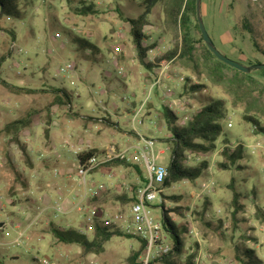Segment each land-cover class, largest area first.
<instances>
[{
  "label": "rangeland",
  "instance_id": "obj_1",
  "mask_svg": "<svg viewBox=\"0 0 264 264\" xmlns=\"http://www.w3.org/2000/svg\"><path fill=\"white\" fill-rule=\"evenodd\" d=\"M32 1L34 3L31 7L24 6L26 10L24 20L0 19V61L5 59L0 65L1 79L16 86L45 90L38 94L16 95L18 97L14 98L15 94L10 93L0 84V156L4 160L0 163V199L4 197L10 200L14 186V175L9 167V161L20 172H23L22 167H27L25 156L21 160L18 159V162L13 161L11 143L5 140L1 133L4 125L11 119L25 116L29 111L47 108L56 96L51 86H63L73 96L72 108L60 106L61 114L57 119L68 123L70 120L69 125L71 126L86 127L81 129V136L72 137L71 130H67L66 137L71 136L72 145L90 143L104 150L109 145H116L120 148L125 140L122 128L126 131L136 128L143 136L157 139L155 151L159 154V162L168 165L171 152L162 139L171 136V129L164 117V104L157 91H153L148 97L150 73L138 62H134L137 56L129 26L120 19L116 12L117 6H121L126 16L137 17L142 13L138 2L135 0ZM203 1L206 24L217 39L220 48L217 49L234 61H237L238 56L244 62H237L246 66L256 61L264 63V57L253 53L249 36L236 34L233 31V25L241 24L246 17L253 18L254 24L263 28L264 0H202V4ZM230 1L233 2L232 11L230 9L231 14L226 15V7ZM84 6L91 7L94 13L86 16L79 14V10ZM217 12L219 15L216 14ZM221 18L224 23L221 22ZM163 22L164 14L161 6H157L151 16V26L145 29V33L152 36L150 43L160 40L157 49L161 48L162 54H166L177 43H180V39L173 33H169L168 36L163 35L161 30ZM11 32H15V39ZM57 33L61 34L62 38H56ZM68 34L77 35L92 42L100 52L98 53L99 61L92 59L95 56L94 53L80 52ZM195 36L199 37L196 31ZM13 44L16 46L15 49H13ZM197 47L200 48V45ZM113 55L116 57L115 64L110 63ZM64 66H69L72 72L62 73L61 68ZM119 68L124 69L122 75L118 74ZM190 69L191 65H186L177 58L173 61L171 71L174 79L171 86H177L175 95L177 105L174 109L179 120L186 114H194L216 99L225 101L228 112L222 120L223 131L218 138L216 149L208 154L188 156L190 166L198 167L201 163H207L208 169L194 182L185 180L164 188L161 202L155 204L153 214L163 221L161 205H164L167 210L183 208L181 213L171 212L169 215L170 220L178 226L189 224L188 232L182 236L185 248L184 254L177 257L179 262L185 263L190 256L189 250L196 246L189 234L194 228L200 235L203 246L202 254L208 264H241L236 257L237 247L255 250L254 262L264 264V221L257 217V207L264 208V154L263 149L256 151L252 149L259 144L264 147V134L253 132L252 124L243 119L244 106L233 107L231 97L224 92L225 87L215 85L206 77L205 70L200 79ZM260 72L252 73L253 77L264 82V74ZM187 76L191 78L193 84L200 82L207 88L195 96L180 98L179 94L182 92L185 81L181 83L179 78L186 79ZM13 99H16L15 101L21 108L19 112H12ZM5 102H9L7 107L2 105ZM102 102L111 114L99 107L101 104L104 106ZM144 102L148 103L145 107V117L140 124L137 122L133 126L132 112L134 109H139L141 103ZM151 103L153 106L148 108ZM105 113L107 115L102 116V123H99L97 118H92ZM90 121L100 124L99 132L102 136H97L98 131L94 128L84 132ZM229 123L233 125L231 128L228 127ZM35 132L43 143L49 141L41 129ZM30 134H32L31 131ZM61 142L56 144L58 154L66 161H72L73 157L67 146L64 147ZM225 144L231 148L239 144L245 146L246 157L238 161L236 165L241 168L225 170L219 167V163L225 162L221 155L226 147ZM160 151L164 153L161 154ZM38 166L42 167L41 164ZM57 167V164L49 165L51 169ZM142 172L144 175L143 169ZM126 179L129 181L128 184H131L130 176H126ZM122 182L121 179L117 188L120 195L113 187H110L108 191L106 190L99 196V199L101 198L99 201H92L91 206L98 208L103 214L113 219L106 221L103 215L102 219H98L99 224L112 230L127 232L124 228L130 222V203L119 198L115 199V195L118 194L117 196L121 197L127 193ZM130 186L133 187V185ZM232 186L241 194L240 203L245 208L235 217L233 216ZM18 193L20 197V199L17 198L18 202L24 203L22 207L26 208V205L28 207V203L23 201L24 191ZM172 197L181 199L176 203L171 199ZM2 202L0 203V220L7 223L6 231L10 232L11 236L6 237L3 234L6 231H2L0 241L11 242L17 236V229L12 225L17 217H13L12 213L20 209L11 207L8 203L2 207L4 201ZM79 216L83 218L84 213ZM116 216L119 217L118 220ZM66 221L56 220L54 224L77 230L83 222L76 219L75 213L72 217L66 218ZM51 224L44 222L36 230L31 231L23 247H8L0 243V262L1 257L18 255L19 258L15 260L7 258L6 264H39L35 258L53 259L57 264H92L93 262L95 264H128L129 257L140 249V242L136 238L114 236L105 245V251L102 254L85 256L79 246L59 244L50 232ZM93 235L94 233H89L86 236L92 239ZM169 241L174 243L175 237L169 236ZM195 249L198 250L197 246Z\"/></svg>",
  "mask_w": 264,
  "mask_h": 264
},
{
  "label": "trees",
  "instance_id": "obj_2",
  "mask_svg": "<svg viewBox=\"0 0 264 264\" xmlns=\"http://www.w3.org/2000/svg\"><path fill=\"white\" fill-rule=\"evenodd\" d=\"M138 2L139 8L142 9V13L137 17H128L122 10L121 6L116 8V12L120 19L127 23L129 26L130 35L136 56L139 64L147 70L149 73L154 67L150 64L148 59V52L152 49H156L159 46V41L156 40L150 43L151 37L145 33V29L151 26V16L157 6H161L164 14V22L161 27L163 35L168 36L169 33L178 35L180 43H177L171 50L163 57L157 59V65L159 66L162 60H175L177 58L180 62H184L186 65H191V69L200 79L205 70L206 77L210 79L215 85L225 87L224 92L227 96L231 97V103L233 107H243V119L250 122L253 128H256L254 133L264 134V82L253 77V74H244L226 64L220 62L206 47L203 36L201 35L199 24L196 15V0H135ZM34 2L32 0H0V19L7 20H24L25 9L24 6L31 7ZM219 3V2H218ZM216 3V5L218 4ZM232 1L226 7L225 14H231ZM231 9V11H230ZM94 13L91 7H82L79 10V14L88 15ZM204 23L206 24L205 17L203 16ZM253 18H245L241 24H234L233 31L236 34H247L249 36L253 53L255 55H261L264 57V27L260 28L254 24ZM230 23V22H229ZM206 29L212 38L215 46L219 48V44L214 40L213 35L206 24ZM195 31L199 37L195 36ZM13 39L16 38L15 32H11ZM72 41L78 46L80 52L88 51L93 54V60L99 61V50L94 44L85 38L80 36H71L68 34ZM159 39V38H158ZM162 39V38H161ZM217 43V44H216ZM200 45V48L197 46ZM224 54V53H223ZM226 55V54H224ZM227 56V55H226ZM5 61L2 59L0 65ZM237 61L244 62L237 56ZM264 64L262 62L250 63L248 66ZM186 67V66H185ZM188 69V68H187ZM260 73L264 74V71ZM205 77V78H206ZM0 84L6 88L12 94L16 95H32L44 92L43 90L24 88L13 85L0 77ZM207 86L204 84H193L189 76L185 79L181 94L179 97L195 96L202 92ZM52 92L56 94L53 103L50 107L55 105L68 106L72 104L73 96L65 89H53ZM159 94V92L157 91ZM153 106V103L149 104L148 108ZM164 117L167 120L168 126L171 129V136L169 138L162 139L165 142L171 152V159L168 166L169 177L164 183V188H168L171 185L180 181L194 182L199 179L204 172L208 169L207 163H201L198 167H192L188 164V156L190 155H204L212 152L217 147L218 138L222 134L223 125L222 120L226 117L228 109L226 103L222 99H216L210 102L207 106H204L194 112L192 119L184 126L177 125L179 116L175 111H172L167 105L164 104ZM37 114L36 110L30 111L24 118L15 120L7 124L3 133L6 137L11 139V142L20 143L19 138L23 131L28 129L32 124L33 117ZM51 121V118L49 117ZM109 122V120H105ZM49 129L46 128L45 134L49 138ZM222 150L221 155L225 159V162L219 163L221 169L228 170L235 168L238 161L243 160L246 157L245 146L239 144L235 148H231L228 144ZM23 148V147H22ZM25 150V148H23ZM100 154L97 150H89L81 153L78 159L81 163L87 160L90 156ZM25 162L29 166H33L31 159L27 153H25ZM9 167L15 176L16 182L22 181V175L18 173L16 167L9 161ZM131 167L133 168L144 180L142 169L138 166L128 164L121 161H113L105 166V168L114 167ZM236 168H241L240 166ZM136 186H133L135 189ZM14 189V188H13ZM233 202L235 217L239 212L243 211L244 205L240 203L242 197L235 188L232 186ZM14 191V190H13ZM255 194V191H254ZM121 200H125L129 203L133 201L131 196L124 194L119 197ZM176 203L181 199L178 197H172ZM17 203V202H15ZM157 207V206H156ZM159 207V206H158ZM157 207V208H158ZM163 209V228L169 236L175 237L174 244L175 252L165 255L161 259L155 261L160 264H194L196 254L189 256L185 263L179 262L177 257L184 254V241L182 236L188 232L186 224L184 226H178L176 223L170 220L171 212L181 213L183 208H175L174 210H167L164 205H161ZM198 213V212H196ZM257 217L264 221V208L257 207ZM50 232L53 234L59 244L63 245H76L81 247L85 256L90 254L100 255L105 251V245L114 237H125L129 239L136 238L140 242V249L133 252L128 259V264H139V260L144 253L146 242L141 240L138 236L132 233L123 232L120 230H112L106 226H102L97 222L92 239H89L86 235L78 233L77 230L63 228L57 226L54 222H51ZM209 225V224H208ZM237 259L241 264H256L254 262L255 250L247 247H237Z\"/></svg>",
  "mask_w": 264,
  "mask_h": 264
},
{
  "label": "built area",
  "instance_id": "obj_3",
  "mask_svg": "<svg viewBox=\"0 0 264 264\" xmlns=\"http://www.w3.org/2000/svg\"><path fill=\"white\" fill-rule=\"evenodd\" d=\"M56 38H62L61 34L57 33ZM15 48L16 46L13 44V49ZM20 52H22V50H20ZM147 56V61L154 66L150 72L151 80L148 88V97L151 96L153 91H158L162 103L167 105L172 111H175L174 108L177 105V100L175 99L177 86H171V82L174 79L171 71L174 60H162L158 66L157 59L163 57L161 48L150 50ZM110 63H116V57L114 55L111 56ZM61 72L67 74L72 72V69L69 66H64L61 68ZM123 72V68L118 69L119 75H122ZM179 81L184 83V77H180ZM147 104L148 103L145 102L141 103L139 109L133 110V126L134 123L138 122L140 124L142 122L141 120L145 117V107H147ZM71 108L72 104L68 105V109ZM192 116L193 114L184 115L181 120L177 121V125H186L192 119ZM232 126V123L228 124V127L231 128ZM255 131L256 128L254 127L253 132ZM155 147L156 140L139 134L138 140L134 144L126 145L123 148L111 146L104 153L90 156L83 163L79 161L78 156L83 153L84 150H76V180L84 189V193L80 195V202L68 210L61 199L55 200L52 204H46L44 203L45 200L41 198L39 206L23 214L25 218L23 226L22 224L13 225L15 229H17V236L11 242L3 245L8 247L25 246V241L29 238V234L44 223L45 215L49 210L53 212L54 219H58L70 213H84L82 225L77 228L78 233L83 235L94 233L95 226L97 222H99L98 219H102L103 215L105 216V218H103L104 220L107 221L110 219V221H112L113 219L110 216L103 214L98 208L91 206L92 200L99 198L101 193L105 192L107 189L104 183H94L91 180V175L113 161H121L138 166L143 169L145 173L144 180L140 179L137 189L130 190L131 198L133 199L129 209L130 222L124 229L128 233L135 234L146 242V247L139 260V264H160L155 261L169 253H174L176 245L169 241V235L163 228V222L153 214L155 204L161 202L164 192V183L169 177L168 166L159 162V154L156 153ZM252 149L253 151L263 149L264 154V147H262L261 144L254 146ZM89 150H91L90 146L85 149V151ZM2 162L3 158L0 156V163ZM56 175H58V173ZM115 218L116 220L119 219L118 216ZM3 234L6 237L11 236V233L8 231ZM189 234L198 248V250H196V246H194L189 250V255L196 253L194 264H208L202 254L203 246L199 233L196 229L192 228ZM35 261L39 264H57L55 260L48 258H35ZM92 264L95 263L93 262Z\"/></svg>",
  "mask_w": 264,
  "mask_h": 264
},
{
  "label": "crops",
  "instance_id": "obj_4",
  "mask_svg": "<svg viewBox=\"0 0 264 264\" xmlns=\"http://www.w3.org/2000/svg\"><path fill=\"white\" fill-rule=\"evenodd\" d=\"M204 5L205 4L203 1V4H202L203 16L205 15ZM216 14L219 15V12H217ZM220 20L222 23H224L222 18ZM214 40L217 42L216 38H214ZM135 61L138 62L137 58H136V60H134V62ZM24 88H28V87H24ZM51 88H52L51 90H53V89H65L63 86H61V87L51 86ZM31 89H33V88H31ZM38 90H40V89H38ZM43 91H45V90H43ZM24 95H26V94H24ZM13 96H14V98L18 97V96H16V94ZM15 100L16 99H13L14 108H13L12 112H14V111L19 112V110L21 108H19L18 102H16ZM10 101H12V100H10ZM2 105H5V107H7L9 105V102H5V104H2ZM49 106L47 108H45L44 110H36L37 114L33 117L32 124L30 125V127L28 129H26L25 131H23L21 133L20 138H19V141H20L19 144L16 142H11V152H12V157L14 159L13 161L18 162L19 160H21L25 156V153H27L29 155L31 162H32V165H33L32 167L27 165V167H26L27 169L22 167L23 172H20L16 168L18 173L22 175V181L16 182L15 176H14V182H13V185H14L13 188L14 189L12 188V190H11L10 200H7L4 197H1V199H0V203L2 201H4V204H2V207H3V205L5 207L6 206L5 204L8 203L11 207H19V209H20L18 212L12 213L13 217H15V216L17 217V218H15V221L12 222V225L22 224V226H23V224L25 223V218H24L23 214L26 213L27 211L33 210L34 207L39 206L41 198H43L45 200L44 203H46V204H52L55 200L61 199L64 202L65 207L68 210H70L75 204L80 202V195L84 193L83 187H81L76 180L75 174H76L77 156L75 154V151L78 149L85 151V149L88 146H90L91 149L97 150L101 154V153H104L103 151H106L111 146H116V145H109L104 150V148L100 149V148L95 147L94 145H92L90 143H88V144L87 143L86 144L81 143V145H78V146L72 145L71 141H70L71 136L66 137L67 136V133H66L67 130H71V135H72V137H74L76 135L79 136L81 129L82 128L84 129L86 127L85 126H82V127L71 126V125H69V123H71L70 120L68 123V122L62 121L61 119H57L58 115L61 114V112H59V109L61 107L59 105H55V106L49 108ZM99 107L100 108L102 107L104 109V111H108L106 113L111 114V112H109V109L105 107V104H104V106L101 104ZM29 112H27L26 115ZM106 113L104 115H100V116L92 117V118L93 119L97 118L98 122L102 123L103 117L107 115ZM42 114H44L45 116ZM25 116L19 117L17 119H15V118L11 119L10 121L6 122L4 127L7 124H9L15 120L24 118ZM49 117L51 118V121L49 120ZM99 123H95L94 121L93 122L90 121L87 124L88 125L87 129L84 130V132L90 131L92 128H94L95 130L98 131L97 136H102V134L99 132L101 129ZM46 128H48L50 131L49 132V138H47V136L45 134ZM39 129H41L42 133L44 132L46 139L49 140L48 142L43 143L42 139H40L36 135L37 133L35 131L39 130ZM122 129L124 130V133H122V134L124 135L125 140L123 141L120 148H123L126 145L134 144L138 140V135L139 134L142 135L136 128H133L130 131H126V129H124V128H122ZM30 131L32 132V134H30ZM1 133H3V130ZM3 136L5 137V140L11 141V139L9 137H6L4 133H3ZM150 138H153L154 140H156V143H157V139H155L154 137H150ZM60 142L62 143V145H64V147H65V145L67 146L69 153L73 157L72 161L71 160L66 161L60 154H58L56 144L60 143ZM45 144H46V146H45ZM22 147L25 148V150ZM28 147H29V150H28ZM167 149L169 150L168 145H167ZM160 153L163 154L164 152L160 151ZM38 164H41L42 167H39ZM51 164H57L58 167L55 169H51V168H49V165H51ZM60 166H62V167H60ZM57 173H58V175H56ZM25 174L27 176H25ZM126 176H130V178H131L130 183L131 184H128L129 181L126 179ZM121 179L123 180L122 183L125 186L124 189L127 191L126 194L129 195V197H130L131 196L130 190L137 189L139 181L141 179L139 174L133 168L122 167V166L114 167V168L103 167L102 169H100L99 171H97L91 175V180L94 183H96V184L104 183L107 186V189H106L107 191L110 187H113L114 190L119 195H120V191H118L117 188H118V182H120ZM130 185L136 186V188L133 189V187ZM20 191H24L25 198L23 201H26V203H28V207L26 205V208L22 207V206H24V203H19L17 200V198L20 199L19 193H18ZM117 195H115V199L119 198ZM100 199L97 198V199H94L92 201L95 202V201H99ZM15 202H17V203H15ZM73 214L74 213H70V214H67L65 216H61L58 219H54L53 212L51 210H49L45 215L44 222L45 223H51V222H54L56 220L57 221L62 220V221L67 222L66 218L72 217ZM75 214H76V219L77 218H78V220L83 219L82 216H79V213L76 212ZM1 223H4V226L2 228L0 227V233L2 231L6 230V224H7L5 222H1V220H0V224ZM61 227H63V226H61ZM0 243L3 245V244L8 243V242H1L0 241ZM7 258L10 260H15V259H18L19 256L18 255H9L8 257H1L0 263L6 264Z\"/></svg>",
  "mask_w": 264,
  "mask_h": 264
},
{
  "label": "water",
  "instance_id": "obj_5",
  "mask_svg": "<svg viewBox=\"0 0 264 264\" xmlns=\"http://www.w3.org/2000/svg\"><path fill=\"white\" fill-rule=\"evenodd\" d=\"M196 15H197V21L199 24V29H200L201 35L203 36V40H204L206 47L220 62L244 74H252L257 71H264V64L246 66L240 62H237V61H234L228 58L227 56H225L223 53H221L217 49V47L215 46L212 38L210 37L206 29V26L203 20L202 0H196ZM3 226H4V223H1L0 227L2 228Z\"/></svg>",
  "mask_w": 264,
  "mask_h": 264
}]
</instances>
